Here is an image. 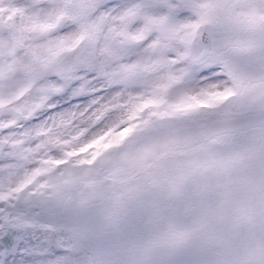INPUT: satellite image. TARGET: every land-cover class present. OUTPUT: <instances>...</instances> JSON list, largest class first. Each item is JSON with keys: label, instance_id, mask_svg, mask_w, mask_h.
<instances>
[{"label": "snow or ice", "instance_id": "snow-or-ice-1", "mask_svg": "<svg viewBox=\"0 0 264 264\" xmlns=\"http://www.w3.org/2000/svg\"><path fill=\"white\" fill-rule=\"evenodd\" d=\"M0 264H264V0H0Z\"/></svg>", "mask_w": 264, "mask_h": 264}]
</instances>
